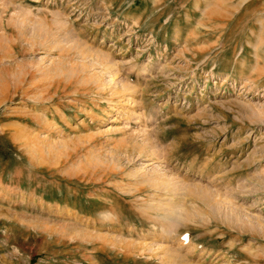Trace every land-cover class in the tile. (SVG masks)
I'll list each match as a JSON object with an SVG mask.
<instances>
[{
	"label": "rangeland",
	"instance_id": "rangeland-1",
	"mask_svg": "<svg viewBox=\"0 0 264 264\" xmlns=\"http://www.w3.org/2000/svg\"><path fill=\"white\" fill-rule=\"evenodd\" d=\"M0 264H264V0H0Z\"/></svg>",
	"mask_w": 264,
	"mask_h": 264
},
{
	"label": "bare ground",
	"instance_id": "bare-ground-1",
	"mask_svg": "<svg viewBox=\"0 0 264 264\" xmlns=\"http://www.w3.org/2000/svg\"><path fill=\"white\" fill-rule=\"evenodd\" d=\"M207 6V5H206ZM125 88V87H124ZM126 89H128V88H126ZM130 89V88H129ZM132 89V88H131ZM122 91H125V90H122ZM198 175V174H197ZM182 190V189H181ZM178 194V193H177ZM169 203V202H168ZM175 209H170V210H168V213H167V216H165L166 217V219H169V220H171L172 222H177L178 220H179V218H182L183 216L180 214L181 213V211H180V209L182 210V208L180 207V205H177L176 207H174ZM180 212V213H179ZM182 221V220H181ZM155 249V248H154ZM165 254V255H164ZM164 254H162V255H164V256H166V255H168L169 254V250H166V251H164ZM170 254H172V253H170ZM173 255L174 254H172V256L171 255H169V256H167V258H168V261H170V259L172 258V260H174L175 259V257H173ZM163 256V257H164ZM177 255H176V259H175V262H177L178 260H177ZM166 258V257H165ZM170 258V259H169ZM165 260V259H164Z\"/></svg>",
	"mask_w": 264,
	"mask_h": 264
}]
</instances>
